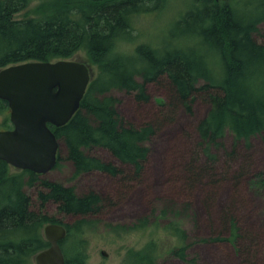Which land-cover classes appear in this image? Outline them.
Returning a JSON list of instances; mask_svg holds the SVG:
<instances>
[{
    "label": "trees",
    "instance_id": "16d2710c",
    "mask_svg": "<svg viewBox=\"0 0 264 264\" xmlns=\"http://www.w3.org/2000/svg\"><path fill=\"white\" fill-rule=\"evenodd\" d=\"M189 1L190 7L173 21L168 44L155 48L138 44L125 53L118 47L130 38L133 16L158 10L159 5L153 3L160 0H0V69L78 59L94 72L70 121L59 128L49 125L64 145L75 175L91 171L125 175L121 177L124 188L129 187L125 184L128 179L137 183L144 175L151 152L148 142L157 127L124 121L116 109L117 99L109 95L112 89L133 93L137 101L147 102V84H163L170 110L182 108L188 113L196 96L202 94L211 108L197 125V133L209 159H214L210 150L221 144L226 133L246 143L264 134V41L255 38L264 23V0ZM11 128L8 105L0 99V130ZM94 148L105 150L121 166L87 152ZM122 167L128 171L124 173ZM12 169L0 160V264H34V256L49 246L42 231L45 225L57 222L46 214L47 203L77 217L66 228L82 233L93 230L91 219L109 202L94 192L78 196L72 187L28 170ZM185 172L189 188L207 176L192 164ZM26 186L39 187L36 208L24 191ZM162 217H166L165 211L151 228L175 238L169 250L185 259V233L169 221L158 227ZM147 224L143 219L129 227L109 229L118 236L147 229ZM222 226L235 238L234 218H225ZM70 236L68 233L60 244ZM76 243L77 264H85L81 243ZM158 249L159 243L151 240L142 250L130 251L129 258H135L130 264H155ZM65 262L69 264L66 257Z\"/></svg>",
    "mask_w": 264,
    "mask_h": 264
},
{
    "label": "rangeland",
    "instance_id": "374dc122",
    "mask_svg": "<svg viewBox=\"0 0 264 264\" xmlns=\"http://www.w3.org/2000/svg\"><path fill=\"white\" fill-rule=\"evenodd\" d=\"M153 5L160 8L133 16L130 38L119 44V50L128 53L138 44L154 48L168 44L173 21L190 7V1L160 0ZM258 29L255 38L264 41V23ZM146 93L149 100L140 102L133 93L117 89L109 92L117 99L116 109L124 121L134 126L153 123L157 127L148 142L151 152L141 180L134 183L128 179L125 184L129 187L124 188L121 177L125 175L114 177L97 171L75 175L63 144L58 165L42 176L72 187L78 196L94 192L109 200L98 216L91 219L92 231H68L70 238L60 244L64 257L69 264H77L78 241L85 264H125L126 260L130 264L135 259L133 255L129 258L130 251L142 250L154 240L159 243L155 264H264V134L246 143L237 142L226 133L220 139L221 144L210 150L214 159H209L200 146L197 125L207 116L210 101L198 94L192 112L188 113L182 108L170 110L163 84H147ZM87 152L119 165L105 150L94 148ZM189 164L207 175L192 188L185 177ZM122 168L124 173L128 171V167ZM38 188L24 187L34 208L38 204ZM45 211L64 226H72L78 219L60 212L53 202L46 204ZM163 211L166 217L158 220V227L168 221L180 226L186 235L185 259L169 250L175 238L151 228ZM225 218L235 219V238L231 239V231L223 229ZM143 219L150 226L144 230H129L117 236L109 229L129 227ZM102 251L107 253L106 257L101 255Z\"/></svg>",
    "mask_w": 264,
    "mask_h": 264
},
{
    "label": "water",
    "instance_id": "95a60500",
    "mask_svg": "<svg viewBox=\"0 0 264 264\" xmlns=\"http://www.w3.org/2000/svg\"><path fill=\"white\" fill-rule=\"evenodd\" d=\"M93 77V70L78 59L27 62L0 69V99L8 105L12 126L0 130V160L17 171L39 176L53 170L61 142L49 125L59 128L70 121ZM67 233L64 225H45L43 236L49 246L34 256V264H66L60 242Z\"/></svg>",
    "mask_w": 264,
    "mask_h": 264
}]
</instances>
